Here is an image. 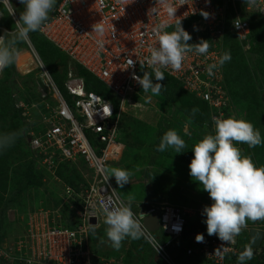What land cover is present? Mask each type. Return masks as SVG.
<instances>
[{"label":"built area","instance_id":"1","mask_svg":"<svg viewBox=\"0 0 264 264\" xmlns=\"http://www.w3.org/2000/svg\"><path fill=\"white\" fill-rule=\"evenodd\" d=\"M169 7L176 9V19L169 16ZM201 12L208 13L209 17L205 19ZM11 13L8 0H0V23L6 15L14 25L17 19ZM251 13L264 23V0H56L49 21L37 33L101 82L117 99L118 109L114 110L110 100L87 93L83 81L71 72L64 83L68 102L39 56L34 55L29 39L23 41L34 57V69L38 72L36 92L46 110L42 116V131L38 134L27 133L29 146L36 152L40 166L61 184L62 197L50 223L45 219L36 220L35 216L27 217V235L22 234L17 238L18 242L7 246L6 251L0 254L1 259L11 256V264H115V261L99 258L91 252L89 224L96 225L95 230L106 227L104 205L127 203L116 192L112 177L108 179V170L111 163L122 158L125 150L119 142L122 106L141 91V86L132 76H140L142 70L153 72V67L147 62L149 48L158 46L153 28L167 23L169 30L179 19L181 23L193 20L191 26L198 27L195 34L202 35L208 41L210 47L207 54L189 52L179 70L170 67L161 70L176 80L183 91L207 104L210 121L206 126L214 134L213 117L244 119V116L230 102L222 81V66L213 69L212 75H209L208 68L218 64L226 34H234L240 44L247 41ZM100 21L105 27L103 49L96 43L101 37L91 33L92 25ZM5 32L9 31L0 27V35ZM197 41L198 37L195 38ZM129 59L134 62L130 68ZM21 107V104L17 106ZM88 135L93 137L95 145ZM236 146L245 154L246 144ZM112 158L117 159L113 161ZM62 162H81L86 167L88 175L82 176L86 185H81L79 191L55 176L53 169ZM131 209L144 227L141 238L157 259L162 264H177L172 253L176 250L171 246L185 235L186 209L167 204L158 206L150 202L138 207L131 204ZM153 214L158 216L155 232L150 231L144 223L145 218ZM37 221L45 227L39 230ZM157 232L161 241L155 236ZM197 234L201 233H192L186 238L187 245L182 253L185 256H199L206 264H228L229 257L239 255L244 249L237 244L238 236L234 243H227L216 235H203L204 242L197 243ZM163 237L165 241H162ZM12 247L15 251H11ZM221 248L217 254L216 250ZM7 251L14 252V260ZM16 251L19 253L16 254ZM253 252V264H264V247L260 245Z\"/></svg>","mask_w":264,"mask_h":264},{"label":"rangeland","instance_id":"2","mask_svg":"<svg viewBox=\"0 0 264 264\" xmlns=\"http://www.w3.org/2000/svg\"><path fill=\"white\" fill-rule=\"evenodd\" d=\"M11 5L16 9L14 15L18 20L20 12L23 11V5H21L18 0H11ZM1 23L0 27L4 30L9 32L12 30L14 31L15 28H10L12 25L10 26V23L7 25L6 20L3 24ZM189 34L190 36L193 35L191 33ZM228 35L229 34H227L225 38ZM228 38H230L228 40V52L231 53V60L226 62V66L230 81L235 84L234 89L237 94L235 97H238L239 107L237 109L240 115L244 116V120L246 118L247 121L251 122L255 128L260 131L262 138H264V63L259 61L260 56L258 51H253L248 44H239L232 36H228ZM28 39L31 43V38L28 37ZM190 42L191 41H188L187 43L189 44ZM20 47L21 48H18V55H21V57L18 58L19 64L25 62L24 56H26L30 58L29 62L32 66L30 69H17L15 61L13 65L0 73V107H8L13 104V106L17 108V106L21 104V108L24 109L26 115H28L29 122L33 126L39 128V126H42V116L46 112L45 109H43L44 112L39 109L41 100L40 103L37 104L32 98L26 95L23 96V98L28 100V103H26V101L24 102L21 96L17 94L18 91H20V93L22 91L25 94L30 91L26 89V87H23L24 85L30 86L32 84L31 86H35L34 89L37 91L35 81L37 76L36 73L38 72L34 69V57L24 44ZM32 48L34 50V55L36 54L38 58L39 54L33 45ZM41 63H43V61ZM43 66H45L44 63ZM44 68H46V66ZM57 68L62 71L60 66H57ZM12 73H14L13 76ZM30 73H34L30 81H27L28 78H22ZM30 82L31 84H29ZM159 83L162 87H172L171 82L166 78L159 81ZM172 89H174L175 92L170 98L164 95V90H162L163 93L160 92L159 95L141 91V93L139 92L131 97V102L129 101L123 105L122 111L125 115V121L132 126V130L129 129L130 132L128 134L130 148H126L125 150L127 155L121 156L122 158L118 162L111 163L109 168L126 169L131 173L130 183L125 184L123 187L116 184V192L122 200L128 202L129 199H131V204L133 205L150 202L158 206L167 204L185 208L188 213L186 216L187 223L190 224L191 222H189V220H194L195 212H202L205 206H210L212 204V201L208 193L203 191L200 185L190 177L188 168L189 163H186L181 153L178 154L171 148L164 152L156 151L158 140L154 139V137H156L154 136L156 135L154 129L157 128V130L164 131L175 129L186 142L187 146L184 149L191 150L193 145L198 141L191 138L192 134L197 137V139L200 136L202 139L204 137L203 127L205 125L199 121L194 127L192 126L191 122L182 115V109H185L184 106L188 107L189 105L187 103L189 97L184 95V93L179 91L176 87ZM48 101L51 104V100L49 99ZM163 101H165V103ZM167 104L169 106H167ZM3 112L4 111H0V117ZM3 120L4 118L2 120L0 118L1 130L6 125V122ZM165 121H167V127L161 124ZM186 125L187 128L185 130ZM29 132L35 133L33 129H30L27 133ZM159 134L162 135L164 133L161 132ZM1 135H3V133H1ZM135 139H137L136 142H133ZM137 141L140 142L142 146H140ZM248 151L250 150L248 149ZM254 152L255 153L251 154V156L254 154V163L256 164L257 162L256 165H258V167L264 166V143L255 147ZM190 158H193V154ZM77 165L80 173L86 177L88 172L83 169V167H80L79 163ZM61 172L63 174L66 173L67 170H62ZM20 178H23L22 174L16 175V170L13 168L11 177L8 178L7 182L9 189L6 184L5 191H0V254L2 251H6L7 246L11 247L13 243L18 242L17 238L21 237L22 234L27 235L28 216H35L36 220L45 219L50 223L51 218L56 215V211L58 210L52 207L54 201L60 200L61 202L62 186H60L61 184L51 175L45 179L42 187L33 189L29 187L23 196V202H20L19 199L23 195L19 196L17 192L18 187L21 190L22 186L19 185ZM112 180L115 182L114 177H112ZM20 208H23V210L20 211ZM39 222L37 221L38 229L41 230L45 225ZM189 228H191V226H189ZM34 232L33 230L32 233ZM101 235L100 238L106 237L105 232H102ZM155 236L161 241L159 232H157ZM237 244L242 248L248 245L245 232L238 235ZM14 247L11 248V251H15ZM101 248L100 257L102 259L113 260L115 264H162V262L157 259V257L151 253L150 249L143 242L141 243L139 239L125 240L119 250L113 249L108 243L103 244ZM21 250L24 251V249ZM7 253L10 255L14 254V252L9 253L8 251ZM17 253L19 252L16 251V254ZM12 257L14 260L15 256L12 255ZM11 263H13L11 256L9 258L7 256V258L3 259H1L0 256V264Z\"/></svg>","mask_w":264,"mask_h":264},{"label":"clouds","instance_id":"3","mask_svg":"<svg viewBox=\"0 0 264 264\" xmlns=\"http://www.w3.org/2000/svg\"><path fill=\"white\" fill-rule=\"evenodd\" d=\"M18 2L23 5V11L20 12L19 19L14 24L15 31L0 35V72L15 63L18 57L17 45L28 38L30 33L41 30L49 21L50 13L56 5V0H18ZM8 3L12 8L11 15H14L16 9L9 0ZM175 11L176 9L168 8V14L173 19H176ZM201 15L205 19L209 17L206 12H201ZM4 18H7L6 15L3 16V20ZM169 27L167 23H160L153 28L158 46L149 48L147 59L148 64L153 67V72L145 71L142 77L135 74L132 76L144 93L160 94L163 87L160 83L154 84L152 78L154 76L156 81L163 80L165 76L161 69L170 67L179 70L187 53L195 51L199 55H205L209 51L210 45L206 40H200L197 44L187 43L192 37L182 28L180 19L172 31L167 30ZM93 32L101 37L96 43L103 49L105 43L103 21L92 25L91 33ZM112 32L114 35L113 26ZM230 60L231 53L224 52L219 57L218 64L209 66V75L213 74V69L223 66ZM133 63L131 59L128 60L129 68ZM198 111V108H194L192 114L195 115ZM212 119L215 126L214 134L204 135L191 149L193 158L188 165L189 175L203 191L208 193L212 201V204L205 206L202 211V215L206 217L204 223L207 235H216L221 241L234 243L235 238L245 229L248 240V230L253 227H251L252 224L246 225L247 222L264 220V166L257 167L252 157L244 154L236 145L246 144L249 148H255L264 143V138L260 131L247 120L237 119L234 116ZM186 128L187 125L185 130ZM18 135V133L0 135V151L12 146ZM27 142L29 144V139ZM186 146L181 135L175 129H169L162 135L156 151L164 152L171 148L180 154L184 152L183 149ZM108 171L110 172L108 179L114 177L118 186L123 187L130 183L131 173L128 170L111 168ZM103 212L105 235L109 246L113 249L119 250L127 239L136 240L143 236L144 227L131 209V199L119 206L105 204ZM89 228L94 232L96 225L89 224ZM195 241L204 242L203 235L197 234ZM101 242L104 243V241ZM174 245L176 246L175 243ZM186 245V240H183L177 249L182 253ZM158 247L159 242H157ZM222 248L216 250L217 254ZM253 255L252 245H246L237 257L238 264H246Z\"/></svg>","mask_w":264,"mask_h":264},{"label":"trees","instance_id":"4","mask_svg":"<svg viewBox=\"0 0 264 264\" xmlns=\"http://www.w3.org/2000/svg\"><path fill=\"white\" fill-rule=\"evenodd\" d=\"M5 20H6L7 25L9 23H10V26L12 25V27H10V28H15L13 26V23L10 22L8 20V18H4L3 22ZM192 21L193 20H188V21L181 23L182 28L186 32H188V29H189ZM3 22L1 24H3ZM249 25H250V33H249V36L247 38V41L244 44H246V45L248 44L249 47H251V49H253V51H258L259 56H260L259 61L264 63V23H262V21L259 19V17L256 14L251 13L250 18H249ZM173 28L174 27L170 28L168 31H172ZM228 34H229L228 36H232L233 38H235V40L238 41V39L236 38V36L234 34H232V33H228ZM225 36H224L223 41H222L221 55L224 52L229 51L228 40L230 38H228V36L225 38ZM29 37L31 38L32 45L34 46L35 50L38 52V54H39L41 60L43 61L44 65L48 69V72L50 73V76H51L54 84L56 85L57 89L59 90V92L61 93L63 98H65L69 102V98H68L67 92L65 90L64 83L67 79V74L71 72L76 77L80 78L83 81L84 89L87 93H94V94L98 95L99 97H101L102 99L110 100L114 106V110L117 111V109H118L117 99L113 95H111L110 92L104 87V85L101 82H99L93 75H91L89 72L85 71L78 64L71 62L65 54L61 53L51 43H49L48 41L43 39L37 32L30 33ZM191 37H192V39L190 40L191 42L189 44H197V43H199L200 40H205V38H203V36L200 34H193ZM197 37H198V41L195 42V38H197ZM238 43H239V41H238ZM23 44H24L23 42L19 43L17 45V48H21L20 46H23ZM19 57H21V55H18V57L16 59V64H15L16 68L22 69V70L27 69V66L30 63L29 62L30 58L24 56L25 62L24 63L21 62V64H19V60H18ZM57 66H60L62 68V71L58 70ZM144 72H145V70L140 71L141 77L143 76ZM147 72L152 73L151 71H147ZM13 75H14V73H12V76ZM32 75H34V73L33 74L30 73L28 75H25L22 78H24V79L28 78L27 81H30L33 78ZM164 76L168 81L171 82L172 87H169V88L163 87L161 89V92H162V90H164V93H165L164 95H167L170 98L173 95V93L175 92V90L172 88L176 87L177 89H179V91L184 93V95H187L190 99V100L188 99V102H187L189 105H188V107L184 106L185 109L184 108L182 109L183 110L182 115H184L191 122L193 127L199 121H200V123H203V125H205L203 127L204 135L212 134L211 130L209 129V126H206V124H209V121H210V110H209L207 104L196 99L194 96L186 93L185 91H183L180 84L176 80H174L173 78L167 76L166 74H164ZM222 76H223L222 81L224 84V88H225V90L229 96L230 102L232 103V105L234 107L239 108L238 107V100H237L238 97L237 98L235 97V96H237V94L235 93V89H234L235 84L230 81L226 63L222 66ZM152 79H153L154 84L159 83V81L155 80L154 76ZM29 84H31V82ZM23 85H24V83H23ZM31 85L30 86H26V85L23 86V87H26V89L30 90L26 94L23 93L22 91H21V93H20V91H18L17 94H19L21 96V99L24 102L26 101V103H28V100H26V98H23V96L28 95L37 104H39L40 98L37 95V93L34 89V86L32 87ZM141 91H142V89H141ZM141 91H140V93H141ZM30 98H28V99H30ZM163 102L165 103V101H163ZM167 106H169V105L167 104ZM192 108H198L199 111L196 112L195 115H193L192 114V110H193ZM39 109L44 112V110H43L44 108H43V105L41 103L39 105ZM0 111H4L3 114H1L0 118H1V120L4 118L3 121L6 122L5 127L2 130L0 129V135H1V133H3V135L7 134V133H18L19 134L18 138L16 139L15 143L12 146L8 147L5 150L0 151V189H1L0 191H5V187H6V184L8 182V178L11 177V173L13 172V168H14L16 170V175L22 174V177H23V178H20V181H19V185H22L21 190L18 187V191H17L19 196L23 194L21 196V198L19 199L20 202H23V196L25 195V193L29 187L31 189L42 187L44 185L45 179L48 176H50L49 173H47L46 169L40 166V163H39L40 160L36 156V152L30 149V146L27 142L28 139L30 138L29 134H27V132L30 129H33L36 132V134H38V132L40 133L42 131L43 127L41 128L39 126V128H37V127L33 126L29 122L28 115H26V112L24 111V109L16 108L13 106V104L11 106H8V107H0ZM168 111H171V110H168ZM124 116L125 115L122 114L121 118H120L119 142H121L124 145L125 150H126V148H130V144H129V140H128V134H129L130 130H132V126L129 123H126ZM245 120H247V119L245 118ZM161 124L166 125V127H167V121H165L164 123H161ZM155 129H154V131H156V135H154V136H156V137H154V139L158 140L157 144H159L160 139L163 135V134L161 135L159 133H161V132L165 133L166 131L157 130V128H155ZM134 136H136V135H134ZM200 137H198V139H197V137H195L193 134L191 136L192 139L198 140V141L201 140ZM88 138L93 145L96 144L95 141L93 140L92 136L88 135ZM136 140L137 139H135V141H133V142H136ZM138 143L140 146H142V144H140V142H138ZM248 149L250 151H248ZM125 150H124L123 155H127ZM183 151L184 152L181 153L182 157H184V159L186 160V163H190V161H191L190 156L192 155L191 150L190 149H188V150L184 149ZM248 153L251 156V154L255 153V152H254V148H249L246 145L245 154L248 155ZM251 157H252V160L254 161L255 160L254 154ZM77 164L62 162V163L57 164L56 167L53 169L55 176L61 182L65 183L66 185H69L75 191H77V190L79 191L81 185L82 186L86 185V182L82 177L83 175L78 170ZM79 164H80V167H83V169H86V167L81 162ZM256 164H257V162H256ZM256 166L258 167V165H256ZM62 170H64V171L67 170V172L62 174V172H61ZM69 173H70V176H69ZM14 174H15V171H14ZM7 188L9 189L8 184H7ZM59 204H60V200L54 201V204L52 206L53 209L57 208L59 206ZM21 210H23V208H20V211ZM65 215L66 214L63 213V217H65ZM205 219H206V217L203 216L202 212H199V211L195 212L194 220H192L193 222L189 220V222H191L190 224L187 223V219H186L185 235L175 243L176 247L174 245L171 246L172 249L176 250V251H172V253L174 255V258H175L177 264H206L205 261H203V259L200 258L199 256H196V255L185 256L183 253H181L177 249V247L182 243V241L186 240V238H188L187 236L191 235L192 233H201L202 235L207 236L206 224L204 223ZM257 222L258 221L251 222L250 224L254 223L257 225ZM189 226H191V228H189ZM105 228L106 227H102V229L95 230L94 232L91 230L89 231L91 251H92L93 255L98 256V257L101 256V250H102L101 246L103 244L108 243L106 237L100 238L102 236L101 233L105 232ZM165 240H166V238L163 237L162 241H165ZM101 241H104V243H102ZM139 241L141 243L143 242L150 249L148 244L142 238H140ZM150 251L153 254L151 249H150ZM237 257H238V255L229 257L228 258V264H238ZM253 262H254V258H252L249 261H246V264H253Z\"/></svg>","mask_w":264,"mask_h":264},{"label":"water","instance_id":"5","mask_svg":"<svg viewBox=\"0 0 264 264\" xmlns=\"http://www.w3.org/2000/svg\"><path fill=\"white\" fill-rule=\"evenodd\" d=\"M198 32V27L193 25L189 29V33L195 34ZM157 218L156 214L150 215L145 218L144 223L150 229V231L155 232L157 229ZM91 223H94V220H91ZM248 240L249 245H252L253 249L258 248L263 240V231L256 228H251L248 230Z\"/></svg>","mask_w":264,"mask_h":264},{"label":"crops","instance_id":"6","mask_svg":"<svg viewBox=\"0 0 264 264\" xmlns=\"http://www.w3.org/2000/svg\"><path fill=\"white\" fill-rule=\"evenodd\" d=\"M143 203H144V202H143ZM140 204H142V203H140ZM140 204L137 203V204H136L137 207H138V205L140 206ZM186 211H187V210H186ZM251 222H255V221H248L246 225L250 224ZM251 227H253V228H259L260 230L263 231V240H262V243H263V246H264V220H258L257 225L253 223V224L251 225ZM243 229H244V228H243ZM244 232H246L245 229L241 231L242 234H243Z\"/></svg>","mask_w":264,"mask_h":264},{"label":"bare ground","instance_id":"7","mask_svg":"<svg viewBox=\"0 0 264 264\" xmlns=\"http://www.w3.org/2000/svg\"><path fill=\"white\" fill-rule=\"evenodd\" d=\"M31 66H32V64H28V66H27V69H30L31 68ZM124 105V104H123ZM122 108H123V106H122ZM203 134V133H202ZM109 151H111V149H109ZM115 159H117V158H112L111 160H115ZM178 244V243H177ZM260 245H262L263 246V243L261 242V244Z\"/></svg>","mask_w":264,"mask_h":264}]
</instances>
